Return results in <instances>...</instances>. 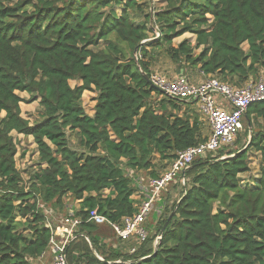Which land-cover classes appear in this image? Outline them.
I'll use <instances>...</instances> for the list:
<instances>
[{
	"label": "trees",
	"instance_id": "obj_1",
	"mask_svg": "<svg viewBox=\"0 0 264 264\" xmlns=\"http://www.w3.org/2000/svg\"><path fill=\"white\" fill-rule=\"evenodd\" d=\"M186 34L193 42L173 45ZM160 57L233 88L264 79V0H0V264L41 257L46 207L66 213L74 201L67 264H264V100L247 108L231 146L175 178L178 199L163 202L141 243L107 248L87 221L96 210L120 226L140 205L132 175L156 179L206 141L195 102L143 78ZM84 92L95 94L92 115ZM36 101L30 122L20 104ZM14 134L34 145L26 175Z\"/></svg>",
	"mask_w": 264,
	"mask_h": 264
},
{
	"label": "built area",
	"instance_id": "obj_2",
	"mask_svg": "<svg viewBox=\"0 0 264 264\" xmlns=\"http://www.w3.org/2000/svg\"><path fill=\"white\" fill-rule=\"evenodd\" d=\"M148 1L154 5L158 0ZM154 35L158 37L156 31ZM149 80L152 86L168 98L194 101L199 112L207 119L209 135L204 143L178 152L166 172L156 179L148 180L144 190L145 196L140 202L137 213L131 217L123 218L120 226L109 223L96 210L89 212L88 222L99 226L108 225L118 240L124 242L133 240L136 244L141 243L147 236L145 223L162 190L183 173L194 160L202 158L207 153H215L219 149L231 146L237 132L241 129L240 119L247 108L253 103L264 100L263 78L241 88H233L214 78H205L201 83L193 84L181 77L170 80L157 73L152 74ZM217 98H220L229 108H224L217 102ZM66 208L68 212L67 227L61 229L63 239L56 241L55 232L52 231L49 240V246L54 250L53 264H67L65 247L74 240V229L79 224V221L73 217V211L68 210V204ZM133 251L134 249H131L130 253Z\"/></svg>",
	"mask_w": 264,
	"mask_h": 264
},
{
	"label": "rangeland",
	"instance_id": "obj_3",
	"mask_svg": "<svg viewBox=\"0 0 264 264\" xmlns=\"http://www.w3.org/2000/svg\"><path fill=\"white\" fill-rule=\"evenodd\" d=\"M183 39H189L190 41L193 42V37L186 34V35H184L178 39H175L173 41V45L176 46ZM184 70L177 71L176 67L169 61V59H166L164 57H160V58H158L157 61H155L153 63V67L151 68V73H153V74L157 73V74L164 76L167 79L175 80L177 78H180L179 76H176L177 74L179 75V73L181 75V78H184V76H183V75H185ZM70 85L73 87L76 85V83L74 81H71ZM20 97L23 98L24 100L28 99V97L25 94H21ZM94 97H95V94H93L91 92H84L83 93L82 105H83V107H84V109L88 115L92 110V101H93ZM20 108H21L23 117L28 119L30 122H32L36 118V116L39 112V106H38L37 101L32 102V103L23 102L20 104ZM206 120L207 119L202 114H199V121L202 124V127H203L202 129L204 131L203 132L204 135H207V132L209 130V125H208ZM242 133H243V127L241 125V129L239 130V134L242 135ZM15 139H16L17 151H18V154L16 156V165L20 171L24 172L23 175H26L29 167H31L36 162V158H35L36 154L34 152V148H31V147L28 148V146H29L28 145V141H29L28 138L25 140L20 139V141L17 140V137H15ZM30 145H31V143H30ZM72 145H73V141H71V146ZM23 149L28 151V155L21 156ZM256 165H257V163L253 158L252 167L255 168V167H257ZM254 173H255V171L253 170L251 172V175H254ZM131 177L133 178V180L135 179V181H134V185H135L134 199H136V201L141 202L144 199V196H145L144 190L147 186V182H148L149 178L146 177V174L144 172L140 173L138 176L132 175ZM179 190H180V186H179L178 180L176 182L174 179L160 193L158 200L155 201V203L153 205L152 213L148 217V219L146 220V223H145V229L148 232H150V234H153L156 231V228H157L156 223L157 222L155 221V218L157 217V214L161 211L159 213V216H158V217H161L162 213L164 212V209H163L164 203H161V201L167 202L168 204H171L173 201L178 199ZM46 210L50 211L49 208H47V207H46ZM53 211L52 210L50 211L51 212L50 215L45 214L50 219L52 225L54 223L57 224L58 221L65 218L66 217L65 214L68 213L67 208H66V213L64 211H60V210L54 211V212ZM110 229H105L103 227L100 228L101 233H99V236L102 238L103 243L106 245L107 248L116 247L121 252L125 253L126 251L124 252V250H122V248H121V247L125 248V246H121V243L116 238V235ZM130 242H132V241H130ZM88 243H89V241H88ZM128 246H127V248H128Z\"/></svg>",
	"mask_w": 264,
	"mask_h": 264
},
{
	"label": "crops",
	"instance_id": "obj_4",
	"mask_svg": "<svg viewBox=\"0 0 264 264\" xmlns=\"http://www.w3.org/2000/svg\"><path fill=\"white\" fill-rule=\"evenodd\" d=\"M184 72H185V75H183V76L189 83L199 84L205 79V76L203 74H201L198 69H188V70L185 69ZM176 76H179V75L177 74ZM20 96H21V94H20ZM217 102L222 104L224 106V108H226V109L229 108L228 106H226L222 102V100L220 98H217ZM93 106H94V102L92 101V109H93ZM92 113L93 112L91 110L89 115H92ZM202 132H204L203 129H202ZM208 135H209V130L207 132V135H204L206 137V139H207ZM13 136H14V138L17 137L18 141H20V139H23V140L27 139V138H25V137H23L21 135L14 134ZM28 140H29L28 141V145H29L28 148H30V147L34 148V145L32 144L31 138L28 137ZM30 143H31V145H30ZM22 153H24L25 155H28V151H26L25 149L22 150ZM161 203H163V202L161 201ZM67 204H68V210H72L73 213H74V210H76L78 208V202L77 201L68 202ZM50 211L45 210V214H49L50 215V213H51ZM158 216L156 218H158ZM46 222H47V225L50 226L51 230L55 232V235H54L55 236V240L56 241H61L63 239V234L61 233V229H63L64 227H67L66 217L61 219L60 221H58L57 224L54 223L55 225L54 224L52 225L50 219L46 216ZM101 227H103L105 229H110L111 228L108 225H101ZM110 230H112V229H110ZM74 231H75V229H74ZM118 241L121 243V246H125V248L121 247L122 250H124V252L125 251L127 252V250L129 249V246H130L129 242L132 241V243H133V240H130L127 243L124 242V241H120V240H118ZM127 246H128V248H127ZM113 248L115 249L116 247H113ZM53 258H54V250H53L52 247L49 246L47 251L41 257H39L37 259H34V260H30L29 264H53Z\"/></svg>",
	"mask_w": 264,
	"mask_h": 264
},
{
	"label": "water",
	"instance_id": "obj_5",
	"mask_svg": "<svg viewBox=\"0 0 264 264\" xmlns=\"http://www.w3.org/2000/svg\"><path fill=\"white\" fill-rule=\"evenodd\" d=\"M142 76H143V78H144L145 80H147V81L150 82V80H148L147 76H146L144 73H142ZM174 212H175V211H173V212L169 215V217L167 218V220H166V222L164 223L163 227L160 229L159 234H158V236H157V238H156V243L160 240V238H161L162 234L164 233V230H165L166 226L168 225L169 221L171 220V218H172Z\"/></svg>",
	"mask_w": 264,
	"mask_h": 264
}]
</instances>
